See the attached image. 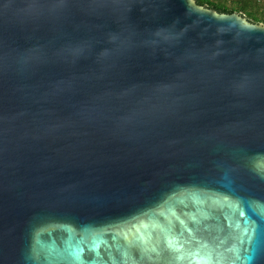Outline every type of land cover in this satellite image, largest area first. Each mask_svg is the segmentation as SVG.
Returning <instances> with one entry per match:
<instances>
[{
  "label": "water",
  "instance_id": "obj_1",
  "mask_svg": "<svg viewBox=\"0 0 264 264\" xmlns=\"http://www.w3.org/2000/svg\"><path fill=\"white\" fill-rule=\"evenodd\" d=\"M196 262L264 264V25L0 0V264Z\"/></svg>",
  "mask_w": 264,
  "mask_h": 264
},
{
  "label": "trees",
  "instance_id": "obj_2",
  "mask_svg": "<svg viewBox=\"0 0 264 264\" xmlns=\"http://www.w3.org/2000/svg\"><path fill=\"white\" fill-rule=\"evenodd\" d=\"M219 13H238L248 21L264 25V0H195Z\"/></svg>",
  "mask_w": 264,
  "mask_h": 264
},
{
  "label": "snow or ice",
  "instance_id": "obj_3",
  "mask_svg": "<svg viewBox=\"0 0 264 264\" xmlns=\"http://www.w3.org/2000/svg\"><path fill=\"white\" fill-rule=\"evenodd\" d=\"M160 215H163V213H160ZM194 219V218H193ZM177 220H179V223L181 224V225H184V221L183 220H181L179 217H177ZM188 231H189V233H191V231H192V229H187ZM246 232H247V229L245 230ZM254 231V230H253ZM249 240H251L253 237H252V235H249ZM125 239H127V236H125ZM75 259H77V260H79L80 259V257L77 255V256H75ZM196 264H199V262H196Z\"/></svg>",
  "mask_w": 264,
  "mask_h": 264
}]
</instances>
